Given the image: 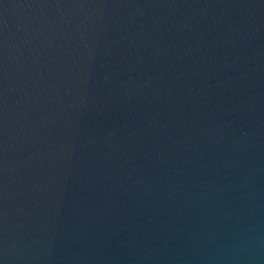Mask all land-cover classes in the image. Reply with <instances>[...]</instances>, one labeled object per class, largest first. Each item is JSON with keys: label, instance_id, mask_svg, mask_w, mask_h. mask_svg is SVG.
<instances>
[{"label": "water", "instance_id": "obj_1", "mask_svg": "<svg viewBox=\"0 0 264 264\" xmlns=\"http://www.w3.org/2000/svg\"><path fill=\"white\" fill-rule=\"evenodd\" d=\"M0 264H264V0H0Z\"/></svg>", "mask_w": 264, "mask_h": 264}]
</instances>
